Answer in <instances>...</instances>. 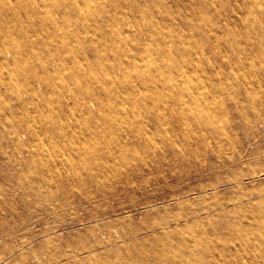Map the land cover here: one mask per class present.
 <instances>
[{
  "label": "rangeland",
  "instance_id": "obj_1",
  "mask_svg": "<svg viewBox=\"0 0 264 264\" xmlns=\"http://www.w3.org/2000/svg\"><path fill=\"white\" fill-rule=\"evenodd\" d=\"M0 264H264V0H0Z\"/></svg>",
  "mask_w": 264,
  "mask_h": 264
}]
</instances>
